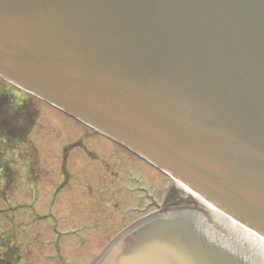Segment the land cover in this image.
<instances>
[{"label":"water","instance_id":"95a60500","mask_svg":"<svg viewBox=\"0 0 264 264\" xmlns=\"http://www.w3.org/2000/svg\"><path fill=\"white\" fill-rule=\"evenodd\" d=\"M0 75L264 234V0H0ZM221 233L168 207L90 264H264Z\"/></svg>","mask_w":264,"mask_h":264},{"label":"rangeland","instance_id":"374dc122","mask_svg":"<svg viewBox=\"0 0 264 264\" xmlns=\"http://www.w3.org/2000/svg\"><path fill=\"white\" fill-rule=\"evenodd\" d=\"M0 82V87H10ZM14 90L12 106L0 98V109L23 128L5 142L0 135V164L13 165L0 169V237L10 234L11 241L22 244L19 264H89L116 228L143 206L154 208L137 179L165 202L173 178L38 97L28 95L24 113H9L19 109L17 102L25 96ZM150 173L153 176L146 177ZM181 189L176 192L181 191L178 200L186 198L182 204L192 199L202 207L190 191Z\"/></svg>","mask_w":264,"mask_h":264},{"label":"trees","instance_id":"16d2710c","mask_svg":"<svg viewBox=\"0 0 264 264\" xmlns=\"http://www.w3.org/2000/svg\"><path fill=\"white\" fill-rule=\"evenodd\" d=\"M15 94L12 92H9L7 90V88L5 90L0 91V98H7L8 102L7 104L9 106L13 105V98H14ZM28 102V98L27 97H23V101L22 102H17L18 104V108L17 110H14L13 112H15L16 115H19L20 110H22V112L24 113V109L25 106L27 105ZM21 108V109H20ZM19 112V113H18ZM8 113V112H7ZM9 113H12L9 111ZM0 118L2 120L3 125L0 126V135L2 137H4L6 140L9 138H13L12 136H16L19 132L22 131V127H20V125H17L14 118V121L12 119H10V117L8 116V114H6L5 110H1L0 109ZM1 123V122H0ZM4 125H6V127L4 128ZM8 129V131L10 133L6 134V130ZM1 154V152H0ZM4 158V157H3ZM6 162V161H4ZM9 167V168H13L12 163H3L0 164V169L2 170L5 167ZM6 176H8L7 174H5ZM2 242H0V264H19V261L21 259L22 256V248L20 246V244H18L17 242L11 241L9 236H2L1 240Z\"/></svg>","mask_w":264,"mask_h":264},{"label":"bare ground","instance_id":"6f19581e","mask_svg":"<svg viewBox=\"0 0 264 264\" xmlns=\"http://www.w3.org/2000/svg\"><path fill=\"white\" fill-rule=\"evenodd\" d=\"M181 185L184 189L187 188L186 185L182 183ZM196 194L200 198L204 207L210 211V215H212L218 223L222 224L228 228L231 233H233V236H231L233 239L264 255L263 234L254 230L249 225L239 221L224 209L217 207L197 191Z\"/></svg>","mask_w":264,"mask_h":264},{"label":"flooded vegetation","instance_id":"af4514ba","mask_svg":"<svg viewBox=\"0 0 264 264\" xmlns=\"http://www.w3.org/2000/svg\"><path fill=\"white\" fill-rule=\"evenodd\" d=\"M94 131V133L96 134V136H98V137H102V138H105V139H108L109 141H111L112 143H114V144H116V145H118V146H120V147H122V148H124L122 145H120L119 143H117V142H115L114 140H112V139H109L108 137H106V136H104L103 134H101L100 132H98V131H95V130H93ZM127 152H129V153H131V154H133L134 156H136L137 158H139V159H141V160H143V162H145V163H147V164H149L148 162H146L144 159H142V158H140L139 156H137L136 154H134V153H132L131 151H129L128 149H126V148H124ZM153 169H155L151 164H149ZM158 171V170H157ZM163 176H166V175H164V174H162ZM148 176H153L151 173L150 174H146V177H148ZM166 177H168V176H166ZM159 182H160V186H162V187H164V188H166V185H165V182L163 181V180H159ZM137 186H138V188H140L143 192H144V189H149V187L146 185V184H144L143 183V179H141V178H138L137 179ZM166 189H168L167 190V194L165 195V196H167L166 198H168V200H171L169 203L170 204H172V203H177V202H181L180 200H185V198H182V199H177V198H180V196H181V191L180 190H178L177 192H176V190H174V192H172L171 190H170V188H166ZM145 193V192H144ZM183 196V195H182ZM167 201H165V202H162V200H158V203H157V205H156V208H158V207H161V206H164V204L166 203ZM151 203V207H155V204L154 203H152V201L150 202ZM168 203V202H167ZM143 209L144 208H141V209H139V213L141 212V211H143ZM154 209V208H153ZM145 211H147V209L145 210ZM138 215V214H137ZM137 215L136 216H134L133 218H131V219H129V220H126L124 223H122L118 228H116L108 237H110V236H112L113 234H115L120 228H122L125 224H127V223H129L130 221H132L135 217H137ZM107 237V238H108ZM106 238V239H107ZM103 244V243H102ZM101 244V245H102ZM100 245V246H101ZM99 248V247H98Z\"/></svg>","mask_w":264,"mask_h":264}]
</instances>
